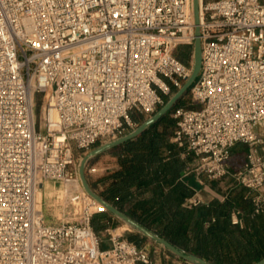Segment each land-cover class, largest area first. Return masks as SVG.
Listing matches in <instances>:
<instances>
[{
  "label": "built area",
  "instance_id": "obj_1",
  "mask_svg": "<svg viewBox=\"0 0 264 264\" xmlns=\"http://www.w3.org/2000/svg\"><path fill=\"white\" fill-rule=\"evenodd\" d=\"M200 15L198 107L173 110L172 142L194 155L190 173L261 191L264 0H200ZM195 39L193 0H0V264H157L122 236L102 248L93 220L107 210L86 192L68 191L77 218L60 223L36 192L79 183L77 152L133 131L134 113L152 117L191 76L194 55L188 65L177 50ZM238 144L248 151L233 172ZM254 203L261 213L264 197Z\"/></svg>",
  "mask_w": 264,
  "mask_h": 264
},
{
  "label": "trees",
  "instance_id": "obj_2",
  "mask_svg": "<svg viewBox=\"0 0 264 264\" xmlns=\"http://www.w3.org/2000/svg\"><path fill=\"white\" fill-rule=\"evenodd\" d=\"M182 47L188 48L187 53L181 51ZM193 55V45L177 50V57L188 65ZM184 98L175 108L184 107ZM132 118L144 122L135 114ZM175 129L171 111L141 136L117 147L120 169L99 180L106 185L100 195L182 251L211 264H256L264 259V210L255 213L254 196L232 176L229 177L234 188L223 199L188 205L195 194V183L182 180V173L194 155L182 158L185 150L172 142ZM236 147L233 172L241 167L248 151H238ZM146 191L153 196L141 199ZM234 213L241 223H233ZM93 226L97 232L95 223ZM171 256L175 257L172 253Z\"/></svg>",
  "mask_w": 264,
  "mask_h": 264
},
{
  "label": "water",
  "instance_id": "obj_3",
  "mask_svg": "<svg viewBox=\"0 0 264 264\" xmlns=\"http://www.w3.org/2000/svg\"><path fill=\"white\" fill-rule=\"evenodd\" d=\"M193 11H194V20H195V43H194V65L191 76L188 80L183 84V86L168 99V101L150 118L140 124L135 130L130 133L107 143L101 144L88 153L82 158L79 166V176L82 183V186L85 192L99 202L107 212H110L115 217L123 221L126 225H128L134 231L142 234L143 236L149 238L155 243H158L173 255L178 257L179 259L190 263V264H211L200 256L194 255L192 253H186L173 245L164 237H161L154 232L150 231L148 228L140 224L134 218L127 215L125 212L119 210L117 207L109 203L105 198L99 195L97 192L93 190L91 184L87 177V167L89 162L106 152L115 149L124 145L125 143L141 136L145 133L151 126L155 125L159 121H161L168 113H170L177 104L185 97V95L191 90L192 86L198 79L201 69H202V42H201V15H200V0H193ZM184 174V173H183ZM256 264H264V259L257 262Z\"/></svg>",
  "mask_w": 264,
  "mask_h": 264
},
{
  "label": "rangeland",
  "instance_id": "obj_4",
  "mask_svg": "<svg viewBox=\"0 0 264 264\" xmlns=\"http://www.w3.org/2000/svg\"><path fill=\"white\" fill-rule=\"evenodd\" d=\"M187 50H188L187 47L181 48V51L184 53H187ZM36 100H37L38 112H40L42 110L44 100H46V95L45 94L37 95ZM183 101H184L183 105L185 108L191 109V108H197L198 107L197 105L193 104V102L191 100V92L190 91L185 95V98ZM173 110H172V113H173ZM134 114L139 118H144V121H146L148 119V117H145L138 112L134 113ZM139 125L140 124H138L137 127ZM137 127H135V129ZM243 149L248 150V147L245 145H242V144H238L236 147V150H238V151L243 150ZM85 154L86 153H83V152H77V160H78L79 165H80L82 158L85 156ZM104 159H105L104 157L96 158L95 160L91 161L87 167L88 180H89L93 190L95 192H97L99 195L106 188V185L98 183L99 180H101L103 177H105L107 175V170L105 169V165H106L105 163L106 162ZM192 163L193 164L196 163L195 157L193 158ZM192 167L193 166H191V168ZM239 168L240 167H238L237 169H239ZM226 179L229 180V179H231V177H228ZM226 179L217 180L218 184L215 185V187L216 188L218 187L221 190L222 185L225 186V183L227 181ZM211 181L212 180H209L208 182H205V184H204V186L208 192H210V189L214 190V188L211 185H209V183L212 184ZM222 182H224V183L221 184ZM71 190H74L75 192H77L79 194L85 193V190L82 186L81 181L79 183H76L74 186H71V185L68 186L62 180H48V181L44 182V185L39 189V192L37 195V200H38L39 208L43 209L48 222L60 223V222H65V221H75L76 220L77 213L75 212V210L72 208L71 209L66 208L64 206L66 204V201L69 198V197H67L68 191H71ZM251 194L254 197L260 196V195L264 197V189H262L261 191H253V192H251ZM160 247L161 246L159 244H153V243L149 246L150 252L152 253L153 256L158 258L159 264H162V259H164V257H165L166 263H168V261L175 262V264L179 263L176 256L172 257L170 255L169 257H166V255L169 254L168 252H165V254H163V252L159 254L158 251H159Z\"/></svg>",
  "mask_w": 264,
  "mask_h": 264
},
{
  "label": "crops",
  "instance_id": "obj_5",
  "mask_svg": "<svg viewBox=\"0 0 264 264\" xmlns=\"http://www.w3.org/2000/svg\"><path fill=\"white\" fill-rule=\"evenodd\" d=\"M137 124H142V122H136ZM116 149V148H115ZM115 149H112L105 154H102L100 156H97L93 158L91 161L95 160L96 158L104 157L105 159V169L107 170V174L112 173L114 171H117L120 169V163H119V158H118V153L115 151ZM182 158L186 160V156H183ZM90 161V162H91ZM89 162V163H90ZM194 166L192 162H187L186 167L184 170V174L182 173V180L184 181H193L195 184L192 186L195 194L192 198H199L201 200V203H210L214 199H223L230 191H232L233 187V182L232 179H229L226 181L225 186L222 185V189L220 190L218 187L216 188L215 185L218 184V181H211L209 185H211L214 190L210 189V192H208L204 186L205 182H208L209 179L205 175H197L195 172L190 173L188 169ZM222 182L221 184H223ZM206 192V193H205ZM137 192H135L133 195H136ZM153 196L151 191H146L144 192L140 198L141 199H150ZM93 223L97 226L98 230L97 233L99 237L101 238L102 241V248L107 249L110 248L112 243H111V237L112 235L115 236H122L124 239H127L135 244H137V241H141L139 245L140 247H146L149 250V246L153 244H158L150 240L149 238L143 236L142 234L134 231L131 229L128 225H126L123 221L115 217L113 214L110 212H105L102 214H98L94 217ZM134 239V240H133ZM161 246V245H160ZM150 252V250H149ZM159 254L163 252H168L169 254L166 255V257H169L171 255V252H169L167 249L164 247H160L159 249ZM152 258L155 260L157 264H159V260L157 257L153 256L152 253L150 252ZM178 260V264H184L185 261L179 259L176 257ZM162 264H175V262H170L166 263L165 257L162 259ZM190 264V263H187Z\"/></svg>",
  "mask_w": 264,
  "mask_h": 264
},
{
  "label": "bare ground",
  "instance_id": "obj_6",
  "mask_svg": "<svg viewBox=\"0 0 264 264\" xmlns=\"http://www.w3.org/2000/svg\"><path fill=\"white\" fill-rule=\"evenodd\" d=\"M38 192H39V190L36 192V200H37V195H38ZM37 202H38V200H37Z\"/></svg>",
  "mask_w": 264,
  "mask_h": 264
}]
</instances>
